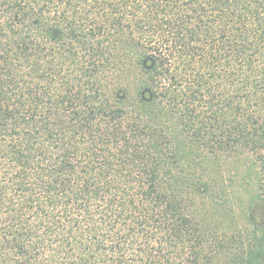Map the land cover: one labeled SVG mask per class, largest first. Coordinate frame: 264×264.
<instances>
[{"label":"trees","instance_id":"16d2710c","mask_svg":"<svg viewBox=\"0 0 264 264\" xmlns=\"http://www.w3.org/2000/svg\"><path fill=\"white\" fill-rule=\"evenodd\" d=\"M0 264H264V0H0Z\"/></svg>","mask_w":264,"mask_h":264},{"label":"rangeland","instance_id":"374dc122","mask_svg":"<svg viewBox=\"0 0 264 264\" xmlns=\"http://www.w3.org/2000/svg\"><path fill=\"white\" fill-rule=\"evenodd\" d=\"M244 161H242V163L240 164V170L239 171H241L242 173L240 174V177H239V181H241L242 180V177H243V173H244V171L246 170V168H245V163H243ZM223 260H225L224 258H223Z\"/></svg>","mask_w":264,"mask_h":264}]
</instances>
